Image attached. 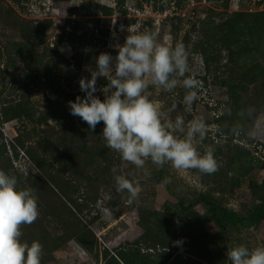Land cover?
<instances>
[{"label":"rangeland","instance_id":"obj_1","mask_svg":"<svg viewBox=\"0 0 264 264\" xmlns=\"http://www.w3.org/2000/svg\"><path fill=\"white\" fill-rule=\"evenodd\" d=\"M127 28L189 50L201 84L192 111L182 87L149 98L165 113L176 105L168 118H204L215 174L149 161L145 175L105 146L102 122L92 132L70 114L79 79L99 53L116 56ZM114 169L138 182L134 203ZM0 170L36 190L39 216L21 240L43 245L41 264H231L227 248L264 246V219L244 223L264 206V0H0ZM201 196L234 222L218 228Z\"/></svg>","mask_w":264,"mask_h":264},{"label":"clouds","instance_id":"obj_2","mask_svg":"<svg viewBox=\"0 0 264 264\" xmlns=\"http://www.w3.org/2000/svg\"><path fill=\"white\" fill-rule=\"evenodd\" d=\"M114 46L115 57L108 52L99 53L94 67L88 69L90 77L79 79L85 95L68 102L70 114L84 121L92 132L102 122L105 146L118 153L124 162L143 169L145 175L149 161L157 169L170 164L177 172L196 170L202 175L215 174L220 164L215 158L216 146L204 144L209 132L204 118H194L187 124L183 115L168 118L176 105L165 113L160 104L149 98L150 87L165 92L182 87L184 111H192L201 84L190 66L186 46L167 45L159 41L156 32L128 28L124 43ZM100 78L107 81L99 89L103 100L95 95ZM247 115L250 117L252 111ZM231 131L238 135L242 128L233 127ZM116 171L113 170L116 191L127 194L128 204L134 203L140 193L138 182ZM19 183L15 174L0 170V264H41L43 245L36 240L31 243L21 240V226L31 225L39 216L38 197L34 188H21ZM162 183L166 185L170 179L165 177ZM104 212L111 216L109 209ZM181 243V240L174 242L177 246ZM226 257L231 264H264V246L250 249L237 244L227 248Z\"/></svg>","mask_w":264,"mask_h":264},{"label":"trees","instance_id":"obj_3","mask_svg":"<svg viewBox=\"0 0 264 264\" xmlns=\"http://www.w3.org/2000/svg\"><path fill=\"white\" fill-rule=\"evenodd\" d=\"M70 41H71V45L73 46L78 40L73 38ZM205 64L207 65V67H209V64L207 61H205ZM42 75H44V74L42 73ZM222 128L224 130L223 134L227 138H230L232 136V131L231 130H225L224 127H222ZM155 179L157 180L158 178L156 177ZM201 201L208 205L209 218L211 221L214 222V224L218 228H223V222H222L223 220H226L229 222H234V219L232 218L231 214L224 212L225 210H223L221 213H218L216 211V208L214 207V205H212L206 197L201 196ZM255 218L264 219V206H263V204H258L257 207L255 208L253 214L251 215V218L246 220L244 223L246 225H249L251 223L252 219H255Z\"/></svg>","mask_w":264,"mask_h":264}]
</instances>
